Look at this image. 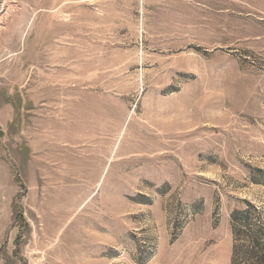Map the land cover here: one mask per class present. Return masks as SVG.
I'll use <instances>...</instances> for the list:
<instances>
[{
    "label": "rangeland",
    "instance_id": "1",
    "mask_svg": "<svg viewBox=\"0 0 264 264\" xmlns=\"http://www.w3.org/2000/svg\"><path fill=\"white\" fill-rule=\"evenodd\" d=\"M264 219V0H0V264H231Z\"/></svg>",
    "mask_w": 264,
    "mask_h": 264
},
{
    "label": "trees",
    "instance_id": "2",
    "mask_svg": "<svg viewBox=\"0 0 264 264\" xmlns=\"http://www.w3.org/2000/svg\"><path fill=\"white\" fill-rule=\"evenodd\" d=\"M254 205L232 214L235 244L231 264H264V219Z\"/></svg>",
    "mask_w": 264,
    "mask_h": 264
}]
</instances>
